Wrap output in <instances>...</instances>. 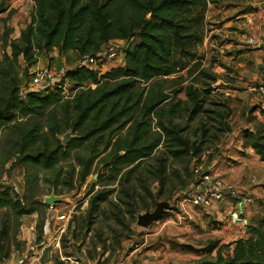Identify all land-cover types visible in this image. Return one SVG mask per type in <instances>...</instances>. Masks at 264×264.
<instances>
[{
    "label": "trees",
    "instance_id": "1",
    "mask_svg": "<svg viewBox=\"0 0 264 264\" xmlns=\"http://www.w3.org/2000/svg\"><path fill=\"white\" fill-rule=\"evenodd\" d=\"M32 1L30 21L19 37L9 39L7 30L2 38L0 133L12 123L19 135L13 143L19 161L45 170L74 151L80 181L94 164L104 162L102 174L116 185L90 195L87 224L106 214L128 231L134 212L155 205L168 177H178L171 168L174 163L188 171L189 158L231 130L230 100L223 94L211 95L210 85L218 74L202 66L197 51L205 37L208 3L218 0ZM114 39L128 42L122 64L104 72L83 66L68 69L67 95L56 86L20 94L19 78L30 75L41 54L53 48L59 53L71 50L78 60L84 54L95 55ZM168 77H173L174 86L166 92L163 79ZM181 91L185 99L177 97ZM66 131L73 136L63 143L60 137ZM242 134L244 145L264 161V123L254 131L245 128ZM73 173L66 182L68 189L73 187ZM60 175L58 170L55 176ZM153 180L155 192L150 188ZM114 192L115 200L110 201ZM13 194L0 190V208L16 215L35 210ZM124 213L132 219L128 223L122 219ZM128 237L120 232L117 248ZM179 247L205 254L194 264H264V217L247 223L245 236L232 242Z\"/></svg>",
    "mask_w": 264,
    "mask_h": 264
},
{
    "label": "rangeland",
    "instance_id": "2",
    "mask_svg": "<svg viewBox=\"0 0 264 264\" xmlns=\"http://www.w3.org/2000/svg\"><path fill=\"white\" fill-rule=\"evenodd\" d=\"M257 2L259 3L260 0H218L217 3H208L205 14V37L197 48L198 54L203 58L202 66L218 74L217 81L210 85L213 89L211 95L223 94L229 98L231 107L229 121L234 128L242 124V100L239 99L238 93L246 89H243L238 82V74L232 63L234 50L237 49L231 45L232 39L226 37L223 30H245L241 34L243 40L241 44L246 46L245 38L248 36L246 30L264 28L261 22L263 17L260 16V9L255 4ZM127 44L128 42L124 40L108 42V46L116 48L117 56L113 60L104 62L101 72L122 64ZM34 70L35 68L30 69L29 73ZM172 78L163 79L167 87L166 92L174 86ZM185 84L186 82L183 83ZM19 89L25 93L29 92L30 75L19 78ZM69 89L70 85L67 87V90ZM252 93L254 98H258L256 92L252 91ZM177 97L186 98L183 91L179 92ZM244 105H246L245 111L250 108L246 116L251 121V125L255 127L260 124L259 119L255 117L258 115H254V112H258L262 118L264 111L254 103ZM17 132V128L10 123L9 127L3 128L0 133V184H2L0 190L9 191L11 196L17 193L26 208L32 207L35 210L29 214L16 215L9 208H0V264H54L55 260H61L64 264H70V260H78L85 264H114L121 251V247L117 248L115 243L120 232L129 236L121 241V244L124 242L129 250H132L135 244L141 241L147 245L155 239L158 242L168 243L171 240H181L198 248H204L213 240H217L219 244L229 242L233 238L232 235L241 234L246 230L245 224L236 220L228 225L226 221L229 216L222 214L217 217L206 213L205 209L191 205L182 207L178 201L179 194L195 177L196 168L205 169L212 162H216L215 166L219 164V160L223 158L221 152L226 143L225 134L219 142L210 144V147L199 156L189 158L188 171L179 163L173 164L171 168L177 170L178 177L173 175L168 177L163 192L156 198L157 201L169 202L167 215L154 221L147 228H142L136 225V219L137 214L143 213L144 210L134 212L133 221L126 231L106 214L92 218L93 222L87 224L86 210L90 195L98 189L116 185L109 184L108 177L102 174L105 171L102 166L104 162L94 164L91 173L83 181L77 176L79 165L74 158V151L52 169L45 170L26 165L19 161L18 147L13 144L14 140L19 138ZM65 133L73 136L69 131ZM231 164L236 165L233 161ZM58 170L61 175L56 178L55 173ZM253 170L254 178L247 183L246 189L256 186L263 189L264 183H259V180L263 179L264 182V171ZM72 171L74 172L73 187L68 189L66 182ZM53 183H56L55 187ZM156 184L157 182L153 180L150 185L153 192L157 189ZM51 192L63 196L62 200L52 207L43 203L44 197ZM115 195V192L112 193L109 200H115ZM253 203L262 206V214L240 215L246 217V222L249 223H255L264 214V197L260 199L253 197ZM102 206L106 209L109 204L103 203ZM154 207L153 204L147 210H153ZM207 211L211 210L207 209ZM63 212L68 215L67 220L59 221L57 217ZM122 219L128 223L131 218L128 213H124ZM159 244L161 245V242ZM204 255L202 252L189 253L188 256L191 257L181 263L194 264L199 256Z\"/></svg>",
    "mask_w": 264,
    "mask_h": 264
},
{
    "label": "crops",
    "instance_id": "3",
    "mask_svg": "<svg viewBox=\"0 0 264 264\" xmlns=\"http://www.w3.org/2000/svg\"><path fill=\"white\" fill-rule=\"evenodd\" d=\"M255 4H257L258 9H260V16L263 17L261 18V22L264 24V0H260L259 3L257 2ZM33 5L34 3L32 0H0V59L2 58V38L4 32L9 30V39L18 38L21 30L25 28L30 21V14ZM223 31H225L226 37L232 39L231 45L237 49L234 50V60H232V63L234 64V70H236L238 74V82L241 87L246 90L238 93L240 95L239 99L242 100V124L240 123L236 128L231 125V130L225 134L226 143L223 145V151L221 152L223 158L219 160L218 165L215 166L216 162L214 161L215 163L212 162L209 167L212 173L220 176L223 180L233 184L242 192L248 194L250 200L242 203L238 201V198L227 197L214 203L213 206L208 208L211 211L205 209V212L210 213L211 215H217V217L224 214L229 216V219L226 221L228 225L236 220L245 224L246 227L249 222H246V217L244 218L240 215L244 213H246L247 216L250 214L255 215L256 213L262 214V206L258 203H253V197L256 199L264 197V188L262 189L261 187L256 186L252 189H246L247 183L251 178H254L253 173L255 171L253 169L264 171V161L260 160L259 156L250 145H244L242 134V130L245 128L254 131V126L251 125V121L248 120L246 116L250 108L245 111L246 105L244 104L254 103L264 111V97H260L256 93L258 98H254L252 93V91H254L253 86L255 85V82H257L259 75L264 72V28L262 30H246L248 34L245 38L246 46L242 45L243 40L241 38V34L245 30ZM249 37H253L256 43L248 44L247 39ZM118 40L120 39H114L111 41ZM5 50L9 52L8 47H6ZM77 58V54L74 51L67 50L63 53H59L57 48H53L47 54H41L37 63L30 69H36L45 65L57 67L62 64L66 65L67 69H71L76 66ZM21 62L22 60H20V63ZM21 65L23 64L21 63ZM254 115L261 123H264V116L261 118L256 111L254 112ZM232 161L235 162L236 165H232ZM259 181V183H264L263 179ZM261 217H264V214L259 218ZM245 231L246 230H243L241 234L232 235L233 238L230 239L229 242L245 236ZM159 242H161V245ZM159 242L155 239L153 242L144 245V242L142 243L141 241L139 242L140 247L137 250L134 248L129 250L128 245L123 242V244H121V251L118 254L117 261L114 264H168L169 262L183 264L181 263L182 261H186L188 257H191L188 256L189 253H195L190 250L181 249L179 247L180 244H189L187 242H182L181 240H171L169 243L167 241ZM192 246L195 249H199L194 245ZM232 246L233 245H231L230 248H232ZM212 254H214V252Z\"/></svg>",
    "mask_w": 264,
    "mask_h": 264
},
{
    "label": "built area",
    "instance_id": "4",
    "mask_svg": "<svg viewBox=\"0 0 264 264\" xmlns=\"http://www.w3.org/2000/svg\"><path fill=\"white\" fill-rule=\"evenodd\" d=\"M248 44H255L256 41L253 37L247 39ZM117 56L116 48L106 46L102 48L95 55L84 54L76 61V66L90 67L101 71L103 63L115 59ZM66 65L57 67L45 65L36 68L30 74V89L29 91H41L57 87L61 89L62 94L67 95V87L70 85L64 79L67 71ZM253 90L260 96L264 97V72L259 75L257 82L253 86ZM22 96L25 95L24 91H20ZM195 177L188 186L179 194V204L183 207L185 205H192L201 209H208L214 203L219 202L227 197L238 198V201L245 203L250 200V197L245 192L233 184L223 180L220 176L212 173L210 167L205 169L196 168L194 170ZM55 204V203H54ZM50 207L53 204L48 205ZM67 214L61 213L57 219L59 221H66ZM140 244H135L134 249H139ZM69 260V258H68ZM70 264H85L78 260L71 261Z\"/></svg>",
    "mask_w": 264,
    "mask_h": 264
},
{
    "label": "water",
    "instance_id": "5",
    "mask_svg": "<svg viewBox=\"0 0 264 264\" xmlns=\"http://www.w3.org/2000/svg\"><path fill=\"white\" fill-rule=\"evenodd\" d=\"M71 138L69 133H65L62 137L63 143H67ZM2 184H0V187ZM63 196L56 195L54 192H51L49 195L45 196L43 203L45 205H51L62 200ZM170 204L166 200L157 201L153 210H146L143 213L137 214L136 225L142 228H147L154 221L158 220L162 214L169 210Z\"/></svg>",
    "mask_w": 264,
    "mask_h": 264
}]
</instances>
